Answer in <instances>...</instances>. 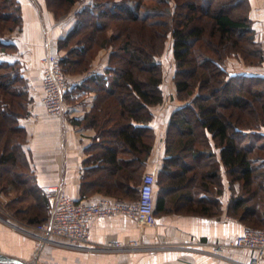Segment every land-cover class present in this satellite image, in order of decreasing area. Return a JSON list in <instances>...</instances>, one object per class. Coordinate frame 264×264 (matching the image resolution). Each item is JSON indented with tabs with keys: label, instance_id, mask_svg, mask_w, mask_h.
Returning <instances> with one entry per match:
<instances>
[{
	"label": "trees",
	"instance_id": "obj_1",
	"mask_svg": "<svg viewBox=\"0 0 264 264\" xmlns=\"http://www.w3.org/2000/svg\"><path fill=\"white\" fill-rule=\"evenodd\" d=\"M78 1L84 0H46L57 19L61 18L58 11L70 10ZM150 1L157 5L146 3ZM216 1L203 7L192 0L185 7L186 14L176 15L170 11L171 0H93L75 14L74 28L58 43L67 52L61 58L66 74L79 72L80 60L73 57L86 60L97 45L113 48L106 73L96 74L84 84L86 90L93 85L98 91L95 106L86 116L98 135L95 153L92 156L91 146L85 161L83 196L92 195L94 188L104 190L106 176L117 179L110 193L116 190L117 195L135 198L139 192L141 173L156 140L152 109L165 100L164 71L158 57L172 35L177 65L174 82L177 98L184 104L172 113L165 139L167 157L162 173L167 192L170 178L176 174L179 184L188 178L190 183L202 181L200 187L207 190L206 181L216 173L213 168L203 170L216 161V147L235 193L229 214L248 226L264 225V76L232 75L221 64L228 55L247 51L246 58L261 65L264 48L255 36L251 0L236 1L235 5H248L240 20L216 10ZM163 8L169 11L165 13ZM107 19L117 24L110 37L104 33L111 28ZM23 27L21 1L0 0L1 53L19 51L13 35L6 34L18 33ZM90 27L92 32L85 34ZM82 36H89L92 47L86 46ZM203 42L205 53L199 54L196 45ZM33 100L22 61L0 60V191L14 192L16 197L8 203L10 211L37 225L48 219L50 202L37 183L27 150L28 132L21 125V119L31 114ZM92 173L97 176L94 180ZM23 201L29 202L20 206ZM156 207L155 213L163 210L162 200ZM202 207L203 213L210 212L206 202Z\"/></svg>",
	"mask_w": 264,
	"mask_h": 264
},
{
	"label": "crops",
	"instance_id": "obj_2",
	"mask_svg": "<svg viewBox=\"0 0 264 264\" xmlns=\"http://www.w3.org/2000/svg\"><path fill=\"white\" fill-rule=\"evenodd\" d=\"M20 1L24 10V27L14 35L13 41L19 51L12 54L0 52V60H21L28 78L34 102L30 116L22 118L21 125L28 132L27 150L32 157L37 183L41 188L61 185L76 200L110 198L127 202L138 199L139 192L135 198L117 195L116 190L110 193L108 190L116 184L117 179L108 176L104 178V190L94 188L92 195H82L85 161L90 157L88 149L92 146L93 156L98 135L86 119L95 106L98 91L93 85L86 90L84 84L96 74L106 73L111 51L104 50L90 70L82 74H66L68 90L65 113L63 117L47 114L43 106L42 60L49 51L61 58L66 56L67 52L60 50L58 43L74 28L75 17L72 15V18L69 16L58 20L48 8L46 0ZM251 1L255 10L263 6L262 0ZM252 17L256 21L257 14L252 13ZM167 87L169 89L163 83L164 102L152 109L154 119L151 126L155 130L156 140L138 186L146 173L155 175V205L162 200L163 210L156 212L157 223L154 227L141 228L134 218L125 215L94 218L91 223V244L81 247L45 241L40 233L26 226V222L0 217V253L27 264H248L253 254L250 251L234 248H228L222 254L212 251V244L228 243L248 226L228 212L235 193L230 188L218 148L214 147L216 161L210 162V166L206 165L203 170L206 172L213 168L216 173L210 182L206 181L207 190L200 187L202 181L190 183L185 178L184 183L179 184L176 174L170 178L167 192L166 177L162 173L167 157L165 139L172 113L184 104L177 99L175 84L169 83ZM119 157L122 158L123 154L120 153ZM96 177L92 173V180ZM7 199L5 193L0 191V201ZM204 202L211 206L209 213L202 212ZM112 240L125 244L139 240L146 247L121 250L99 247Z\"/></svg>",
	"mask_w": 264,
	"mask_h": 264
},
{
	"label": "built area",
	"instance_id": "obj_3",
	"mask_svg": "<svg viewBox=\"0 0 264 264\" xmlns=\"http://www.w3.org/2000/svg\"><path fill=\"white\" fill-rule=\"evenodd\" d=\"M42 62L44 109L51 116L63 117L66 110L68 80L61 57L49 51ZM156 182L153 173H146L139 187L138 199L127 202L110 198L95 201L76 200L61 185L43 187L50 202V215L46 221L31 228L40 233L45 241L87 247L91 244V223L94 218L125 215L134 218L141 228L154 227L157 223L154 198ZM99 247L105 250H121L140 249L146 245L139 240L127 244L112 240ZM211 247L215 254H222L228 248L247 250L253 253L248 264H263L264 229L247 226L228 243H215Z\"/></svg>",
	"mask_w": 264,
	"mask_h": 264
},
{
	"label": "rangeland",
	"instance_id": "obj_4",
	"mask_svg": "<svg viewBox=\"0 0 264 264\" xmlns=\"http://www.w3.org/2000/svg\"><path fill=\"white\" fill-rule=\"evenodd\" d=\"M190 1H192V0H171L170 11L172 13H174L173 11H175L176 15H179L181 13L186 14L187 8H185V7L187 6V3ZM208 1H210V0H196L197 4L199 6H203ZM236 1L237 0H217L214 8L216 10H218V9L224 10L225 12L229 13L232 17L240 20L244 17V13L246 12L245 9H247V11H248V5L243 4L241 2L237 5H235ZM262 1H263V6L258 10L253 9V4H252L251 15H252V13H253V15L257 14L256 21L252 17L253 22H254L253 26L255 29V36H256V39L262 43V46L264 48V17H263L264 16V13H263L264 12V0H262ZM92 2H93V0L78 1L74 6L70 7V10H67V11L61 10L60 12L58 11V13L61 14V18H64V17L67 18L69 16H71V18H72V15L75 17V14L79 10H81L83 7H85L87 5H90ZM146 3L148 5H151L152 7L157 5V3L155 1H150V2H146ZM180 7H182V8L179 9ZM203 7H205V6H203ZM203 7H201V9L204 12ZM163 9H164L165 13L169 11L168 8H163ZM167 15H168V13L165 16H167ZM55 17H56V15H55ZM165 20L170 21L171 24L173 23L169 17L168 18L165 17ZM74 21H76V18H74ZM106 21H108V19L105 20V22ZM203 21L205 22L207 32L210 33L211 32V26H210V24L206 23L208 21V19L204 18ZM108 22L111 24V28L107 31H104V33L110 37L116 31L115 27L117 24L112 25V23H116L115 20L114 21L109 20ZM201 24H204V23H201V21H200V25ZM83 32L88 35L90 32H92V28L90 27L87 30L85 29ZM15 34H16V32L14 34L8 33L6 35H8V36L13 35V37H14ZM80 38L84 39L87 47H92V42L90 41L89 36H87V37L82 36ZM154 40H155V38H154ZM157 42L159 43V41H157ZM204 44L205 43L203 42V43L196 45L197 46L196 49H198L199 54L205 53V51H204L205 45ZM242 45L243 44H241V47H242ZM104 50L112 52L113 48H111L110 46H107V45H104V46L102 45L101 47L97 45V46H95L93 51H92V48L90 49V51L88 52V53H90V55L88 54V57H85L86 60H84V57L83 58L79 57V56L73 57L76 60H80V64H78V66H77V69L79 70V72L77 74H82V73L88 71V70L83 71L86 67H88V69L90 70L91 67H93L94 62L99 58V56L101 55V53ZM246 52L244 53V51H243V52H240L238 54L228 55L227 57H225V59L223 61H221L222 66L232 75L245 74V75H262V76H264V62L261 65H258L256 60H254L253 58L249 57V59H247L245 56ZM247 54H248V52H247ZM205 55L208 56L207 54H205ZM209 55H210V57L217 59V57L214 55V53L213 54L210 53ZM110 58H111V56H110ZM158 58L162 64V68L164 71L165 88L169 89V87H167V85L169 83L175 84V82H173V81H174L176 71H177V65H176V61L174 58L172 35L169 37V39L166 42L165 50L161 53V55ZM109 62H110V59H109ZM231 87H232L231 89H233L235 86H231ZM178 101H180L181 103H184L179 99H178ZM33 102H34V100H33ZM5 196H7L8 199L6 201H0V217L3 218L4 220H14V221L16 220V221L24 222L20 219V217L14 215L12 213V211H10L9 206H8L9 201H11L12 199H14L16 197L15 193L14 192L8 193V191H6ZM29 201L31 202L32 200L29 199ZM29 201H25V202H29ZM25 202L23 201L22 205H20V204L19 205L20 206H26L27 203H25ZM24 224H26V226H28V227H35L36 226V225H30L28 223H24ZM250 227L260 229V230L264 229V225L262 227H254V226H250Z\"/></svg>",
	"mask_w": 264,
	"mask_h": 264
},
{
	"label": "water",
	"instance_id": "obj_5",
	"mask_svg": "<svg viewBox=\"0 0 264 264\" xmlns=\"http://www.w3.org/2000/svg\"><path fill=\"white\" fill-rule=\"evenodd\" d=\"M0 263H4V264H27L20 259L10 257V256L5 255L3 253H0Z\"/></svg>",
	"mask_w": 264,
	"mask_h": 264
},
{
	"label": "bare ground",
	"instance_id": "obj_6",
	"mask_svg": "<svg viewBox=\"0 0 264 264\" xmlns=\"http://www.w3.org/2000/svg\"><path fill=\"white\" fill-rule=\"evenodd\" d=\"M48 41V40H47ZM50 47V46H49ZM53 50V49H52ZM43 64V63H42Z\"/></svg>",
	"mask_w": 264,
	"mask_h": 264
}]
</instances>
